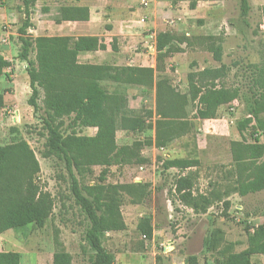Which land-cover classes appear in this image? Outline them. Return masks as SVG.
I'll return each mask as SVG.
<instances>
[{"label": "rangeland", "instance_id": "obj_1", "mask_svg": "<svg viewBox=\"0 0 264 264\" xmlns=\"http://www.w3.org/2000/svg\"><path fill=\"white\" fill-rule=\"evenodd\" d=\"M75 1L89 7L87 22H55L59 6L73 4V0H35L31 6L32 26L26 33L31 37L97 35L106 48L79 53L80 62L155 68V35L167 31L173 36L172 51L164 57L162 70H155L156 81H166L175 92L188 95L189 72L220 68L217 85L239 89V97L220 106L214 118H196L197 103H188L187 132L157 145L155 86L146 90L102 82L109 92L125 94L129 115L144 119L140 130L118 126L115 132L118 146L140 142L138 157L143 160L90 165L81 175L75 173L80 187L146 185L147 195L137 202L119 189L125 228L101 234L102 245L114 264H220L228 252L245 247L248 232L264 225V188L244 196L235 192L236 170L230 152L233 140L250 142L255 136L262 140L254 121L241 131L237 126L249 116L247 107L252 99L261 94L264 0H247L246 14L241 12L240 0ZM21 7L22 0H0V44L11 54L14 65L0 75V93H10L16 86L15 94L0 107V145L19 139L28 143L39 164L34 181L41 191L50 194L52 210L40 226L31 223L1 233L0 251H17L20 264H52L53 254L58 251L69 253L71 264H90L94 251L84 239L87 220L72 194L68 171L55 156L43 155L47 133L42 119V92L37 111L28 104L31 89L26 63L17 57V28L24 16ZM211 46H220V60L214 58ZM30 56L33 58L34 52ZM62 121L61 129L67 130L71 119L63 117ZM73 128L81 135L96 131L93 127ZM171 159H188L193 165L166 168L165 161ZM186 176L191 180L194 201L190 202H197L193 207L181 200L183 191H178L179 180ZM144 220L151 224L150 237L139 227Z\"/></svg>", "mask_w": 264, "mask_h": 264}, {"label": "trees", "instance_id": "obj_2", "mask_svg": "<svg viewBox=\"0 0 264 264\" xmlns=\"http://www.w3.org/2000/svg\"><path fill=\"white\" fill-rule=\"evenodd\" d=\"M35 0H22L23 21L17 28L20 48L17 57L26 63L25 71L31 94L28 104L37 111L40 92L46 130V157L55 156L68 171L71 191L87 220L84 239L94 255L90 264H114L112 255L102 245L104 231L122 230L125 223L119 210V189L124 190L137 202L147 195L146 185L108 184L80 187L75 173L81 175L90 165L110 166L119 163L142 161L139 158L140 142L118 146L115 132L118 126L127 130H140L144 119L129 115L127 97L120 91L109 92L102 82L116 85L129 84L156 89V115L154 121L157 145L171 142L176 136L187 132L185 106L196 102L195 117L209 119L216 116L218 108L239 97L238 88L217 85L220 68H203L189 72L188 95L179 94L161 79L155 80V70H162L164 57L171 53L173 36L167 31L155 35L156 66H116L112 64L82 63L79 53L106 48L97 35H40L31 37L27 29L32 26L31 6ZM242 14L248 11L247 0H240ZM56 23L62 21H87L89 7L85 5H61ZM211 39V38H209ZM112 49L117 48L112 44ZM216 60L221 59L220 46H211ZM31 52H34L32 58ZM10 62L0 53V75ZM260 93L247 107V118L238 123V130L254 121L260 135L252 141L233 140L230 152L235 165V192L240 196L258 192L264 188V68L260 75ZM4 105L0 94V107ZM151 116V112H148ZM63 117L70 118L67 130H62ZM73 127H93V135L78 134ZM188 159L165 161L166 168L190 167ZM39 170L38 161L24 139L0 145V234L6 230H20L28 224L42 225L52 210L50 194L39 189L34 176ZM191 180L183 177L178 191L185 203L195 206L190 192ZM208 203L205 197H201ZM226 206L228 203L226 202ZM150 237L152 227L148 220L139 226ZM229 248H226V250ZM264 253V225H258L246 236V245L238 251H230L220 264H253L250 256ZM0 264H20L17 251H0ZM52 264H71V256L64 251L53 254Z\"/></svg>", "mask_w": 264, "mask_h": 264}, {"label": "crops", "instance_id": "obj_3", "mask_svg": "<svg viewBox=\"0 0 264 264\" xmlns=\"http://www.w3.org/2000/svg\"><path fill=\"white\" fill-rule=\"evenodd\" d=\"M74 1V3H73V5L75 4V5H80V4H78L75 0H73ZM72 4V3H71ZM90 10V9H89ZM92 12V11H91ZM62 22H69V23H78V22H81V21H62ZM87 22V21H86ZM152 48H154V46H152ZM97 51V50H96ZM0 53H1V55L4 57V59H6L7 61H9L10 62V66L9 67H6V68H8V69H10V68H13V64H12V56H11V54H9V53H7V51H5L4 49H2V46H1V44H0ZM5 68V69H6ZM4 69V73H5V70ZM12 85H13V83H15V79H13L12 81ZM15 88H16V86L15 85H13V91L12 92H10V93H0V94H2V96H3V100L5 101V100H8L9 98L11 99V97L10 96H12L13 94H15V92H16V90H15ZM7 94H8V96H7ZM250 259H251V262L253 263V264H264V253H253L251 256H250Z\"/></svg>", "mask_w": 264, "mask_h": 264}]
</instances>
